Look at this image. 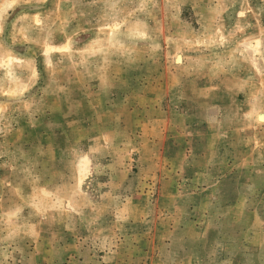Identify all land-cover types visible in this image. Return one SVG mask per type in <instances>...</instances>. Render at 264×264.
Wrapping results in <instances>:
<instances>
[{"label": "rangeland", "instance_id": "374dc122", "mask_svg": "<svg viewBox=\"0 0 264 264\" xmlns=\"http://www.w3.org/2000/svg\"><path fill=\"white\" fill-rule=\"evenodd\" d=\"M260 114L264 0H0V264H264Z\"/></svg>", "mask_w": 264, "mask_h": 264}, {"label": "bare ground", "instance_id": "6f19581e", "mask_svg": "<svg viewBox=\"0 0 264 264\" xmlns=\"http://www.w3.org/2000/svg\"><path fill=\"white\" fill-rule=\"evenodd\" d=\"M178 61H180V58L178 59ZM259 117V116H258ZM259 119L261 120V121H263L264 120V114H260V117H259Z\"/></svg>", "mask_w": 264, "mask_h": 264}]
</instances>
